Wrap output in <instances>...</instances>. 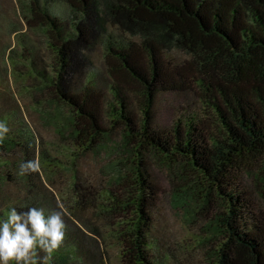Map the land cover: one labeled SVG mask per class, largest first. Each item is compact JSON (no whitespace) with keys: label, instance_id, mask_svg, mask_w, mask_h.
Listing matches in <instances>:
<instances>
[{"label":"trees","instance_id":"1","mask_svg":"<svg viewBox=\"0 0 264 264\" xmlns=\"http://www.w3.org/2000/svg\"><path fill=\"white\" fill-rule=\"evenodd\" d=\"M59 3L68 5V20L54 12ZM24 7L29 26L45 30L55 54L52 69L44 67L40 74L73 108L82 145L90 149L113 124L125 126L138 153L157 150L189 162L217 185L227 204L218 264H264V228L247 225L241 194L230 184L237 174L264 163V0H27ZM100 40L114 80L111 98L91 82L76 85ZM174 48L191 58L172 64L165 54ZM178 89H198L211 124L193 117L180 119L170 130L155 126L156 98ZM140 94L142 115L132 108L133 96ZM15 132L6 138L23 135V130ZM6 144L0 141L1 154ZM21 144L32 143L25 138ZM109 199L121 208L116 197ZM153 199L152 183L139 170L134 216L120 229L122 264H157L151 242ZM30 207L39 208L28 202L18 210ZM236 218L238 228L231 224ZM91 231L104 238L98 228ZM69 236L73 242L55 251L50 264H83L79 235Z\"/></svg>","mask_w":264,"mask_h":264},{"label":"rangeland","instance_id":"2","mask_svg":"<svg viewBox=\"0 0 264 264\" xmlns=\"http://www.w3.org/2000/svg\"><path fill=\"white\" fill-rule=\"evenodd\" d=\"M26 2L0 0V120L12 135L23 130L22 138H5L6 149L0 153V219L11 207L18 209L28 202L42 208L46 216L62 206L67 225L62 246L73 242L70 233L78 234L83 264H122L120 229L134 216L140 170L154 191L151 242L157 264H218L228 209L217 185L208 183L183 159L157 150L138 153L124 133L125 126L109 124L110 132L97 138L90 149L82 145L73 108L57 98L40 74L44 67L54 65L55 54L45 30L29 26ZM67 6L59 3L53 8L63 21L69 19ZM110 29L120 33L116 27ZM88 55L89 66L77 78V87L91 82L111 98L114 80L104 40ZM165 55L176 65L191 58L178 48ZM132 100L134 112L142 115V94ZM153 110L155 126L161 130L193 117L211 124L198 89L164 91ZM25 138L32 143L30 147L21 144ZM36 158L40 172L20 175L19 165ZM230 184L241 194L247 225L254 230L264 228V163L259 161L251 170L237 174ZM110 196L122 202L121 208L111 206ZM235 220L230 223L238 228L240 219ZM94 228L104 238H98L91 231Z\"/></svg>","mask_w":264,"mask_h":264},{"label":"clouds","instance_id":"3","mask_svg":"<svg viewBox=\"0 0 264 264\" xmlns=\"http://www.w3.org/2000/svg\"><path fill=\"white\" fill-rule=\"evenodd\" d=\"M10 129L0 120V141ZM20 175L38 173V158L19 165ZM60 211L45 215L42 208L30 207L18 210L11 207L0 219V264H50L52 255L66 238L67 225Z\"/></svg>","mask_w":264,"mask_h":264}]
</instances>
